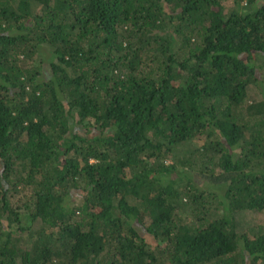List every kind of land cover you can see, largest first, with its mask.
Here are the masks:
<instances>
[{"label": "trees", "instance_id": "trees-1", "mask_svg": "<svg viewBox=\"0 0 264 264\" xmlns=\"http://www.w3.org/2000/svg\"><path fill=\"white\" fill-rule=\"evenodd\" d=\"M235 2L0 0V264H264V0Z\"/></svg>", "mask_w": 264, "mask_h": 264}, {"label": "rangeland", "instance_id": "rangeland-1", "mask_svg": "<svg viewBox=\"0 0 264 264\" xmlns=\"http://www.w3.org/2000/svg\"><path fill=\"white\" fill-rule=\"evenodd\" d=\"M243 1L241 2L240 6L243 5ZM222 4H223V8H224V15H228L230 13H232L233 11L235 10H241V7L238 6L235 2V0H222ZM39 7L36 9L38 10ZM50 51V48L47 47V46H44L40 52V55L43 56V57H46L48 55ZM44 63H47V61H43ZM43 71L44 72H48L47 70V67H46V64L43 65ZM260 84L258 87H254V90H252V97L254 100H262L264 99V68H260ZM178 152H176L177 154ZM174 160V159H173ZM173 160L170 162L172 163ZM252 215L251 214H246V216H242V217H245V218H250ZM249 220V219H248Z\"/></svg>", "mask_w": 264, "mask_h": 264}]
</instances>
